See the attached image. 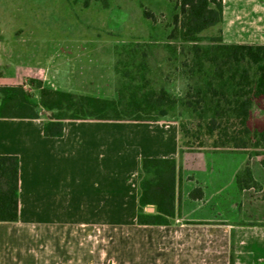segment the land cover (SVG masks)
Returning a JSON list of instances; mask_svg holds the SVG:
<instances>
[{"label": "crops", "instance_id": "1", "mask_svg": "<svg viewBox=\"0 0 264 264\" xmlns=\"http://www.w3.org/2000/svg\"><path fill=\"white\" fill-rule=\"evenodd\" d=\"M223 7V21L214 28L224 43L264 45V0H223ZM113 56L116 78L115 50ZM45 58L51 62L52 54ZM35 60V54L8 47L0 33V87L30 88L36 102L40 90L28 84L30 79L93 96L68 76L61 79L58 67L36 66ZM112 95L115 99L117 89ZM49 116L0 118V156L19 160V220L0 222V264H37V232L43 233L40 245L49 250L40 264L73 262L51 254L53 248L67 249L62 238L70 232L124 236L122 256L106 262L77 256L75 264H231L232 256L233 264H264V198L254 187L241 190L237 183L248 154L181 155L178 124L165 120H65L63 134L53 136L45 133V124L55 122ZM145 158L176 160V212L168 226L137 223ZM252 173L264 185L253 167ZM195 192L201 196L193 197ZM115 244L108 241L109 248Z\"/></svg>", "mask_w": 264, "mask_h": 264}, {"label": "trees", "instance_id": "2", "mask_svg": "<svg viewBox=\"0 0 264 264\" xmlns=\"http://www.w3.org/2000/svg\"><path fill=\"white\" fill-rule=\"evenodd\" d=\"M82 1L84 7L96 2L108 8L110 3ZM168 1L178 11L168 42L137 41L116 48L115 70L120 83L115 99L55 90L30 79L28 84L40 90L39 102L23 86L0 87V118L39 119L48 112L50 121L55 122L45 124V133L61 136L65 120L159 122L180 117L181 155L186 151L259 155L264 151V126L253 123V110L264 99V45L227 44L221 31L218 36L202 35L222 23L223 0ZM144 16L153 18L146 11ZM158 50L165 54L168 74L158 66ZM170 72L186 82L180 95L169 88ZM53 126L58 131H52ZM176 174L174 159L142 160L139 225L172 223ZM242 174L248 181L242 180ZM237 183L241 190L254 187L249 162L238 172ZM152 207L154 213L145 210ZM18 220L19 160L0 156V222Z\"/></svg>", "mask_w": 264, "mask_h": 264}, {"label": "rangeland", "instance_id": "3", "mask_svg": "<svg viewBox=\"0 0 264 264\" xmlns=\"http://www.w3.org/2000/svg\"><path fill=\"white\" fill-rule=\"evenodd\" d=\"M145 11L153 18H146ZM177 13L175 5L168 0H110L108 8L96 2L84 7L82 0H0V33L8 47L14 46L29 57L35 54L36 60L31 61L34 65L48 69L58 67L61 79L68 76L81 89L88 87L86 91L93 97L113 99L112 93L120 83L119 76L116 74L115 78L111 73L113 50L137 41L165 44L174 32ZM202 35L218 36L219 32L211 28ZM49 54H52L51 62L45 58ZM157 56L158 66L168 74L165 54L158 50ZM29 59L21 61L29 62ZM169 75L170 90L176 95L182 94L186 84L184 79L176 73ZM30 91L27 88V92ZM30 93L34 97L35 94ZM165 121L177 124L181 118ZM253 123L264 126V99L255 105ZM249 159L250 168H254L257 176L264 177V151L249 156ZM241 178L248 181L245 174ZM254 188L264 198V185L256 182ZM42 234L37 232V264L49 254V250L40 245ZM123 237L122 233L70 232L62 238L67 249L53 248L51 254L56 258L73 259L68 264H75L77 256L99 257L106 262L107 257L122 256L123 249L119 246H122ZM109 240L116 242L111 248ZM92 242L98 243V248L92 247Z\"/></svg>", "mask_w": 264, "mask_h": 264}, {"label": "water", "instance_id": "4", "mask_svg": "<svg viewBox=\"0 0 264 264\" xmlns=\"http://www.w3.org/2000/svg\"><path fill=\"white\" fill-rule=\"evenodd\" d=\"M148 211H150V212H153V211H154V209H153V208H150Z\"/></svg>", "mask_w": 264, "mask_h": 264}]
</instances>
